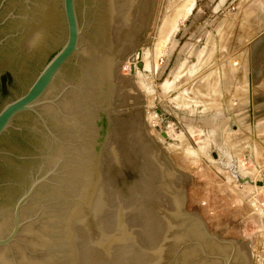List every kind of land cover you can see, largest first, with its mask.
I'll return each instance as SVG.
<instances>
[{
  "label": "water",
  "instance_id": "obj_1",
  "mask_svg": "<svg viewBox=\"0 0 264 264\" xmlns=\"http://www.w3.org/2000/svg\"><path fill=\"white\" fill-rule=\"evenodd\" d=\"M153 4L0 0V264H252L246 241L185 209L183 179L144 124L129 180L104 179L116 70Z\"/></svg>",
  "mask_w": 264,
  "mask_h": 264
},
{
  "label": "rangeland",
  "instance_id": "obj_2",
  "mask_svg": "<svg viewBox=\"0 0 264 264\" xmlns=\"http://www.w3.org/2000/svg\"><path fill=\"white\" fill-rule=\"evenodd\" d=\"M184 1L154 0V14L163 5L159 44L145 32L117 67L126 78L116 80L104 179L129 180L140 163L134 130L144 124L183 179L185 209L199 211L210 233L246 241L252 264H262L264 188L232 169L264 182V0H194L186 17L177 13ZM138 50L143 58L129 59Z\"/></svg>",
  "mask_w": 264,
  "mask_h": 264
},
{
  "label": "bare ground",
  "instance_id": "obj_3",
  "mask_svg": "<svg viewBox=\"0 0 264 264\" xmlns=\"http://www.w3.org/2000/svg\"><path fill=\"white\" fill-rule=\"evenodd\" d=\"M165 1H169V2H171L172 0H165ZM156 2V1H155ZM160 2H161V0H160ZM179 2V1H178ZM158 3V2H157ZM176 3V2H175ZM193 3H194V0H186V1H184V2H182V3H179L180 4V6H177L178 7V11L181 9V14L182 15H184L185 17L189 14V12L191 11V8L193 7ZM160 4V3H159ZM174 4V3H173ZM171 5V4H170ZM170 5H169V7H170ZM154 6H155V4H154ZM153 6V7H154ZM157 7V8H156ZM155 7V9L157 10H155L156 12H155V14L152 12V21L150 20V23H149V27L147 28V30H146V34H145V40L147 41V44H149L151 47H152V45L154 46V44H155V46L157 47V45L159 44V41L160 40H158V36L159 35H157V29H159L158 27H159V20L161 19V17H162V8H163V5L162 4H160V6H156ZM165 7V6H164ZM177 7H174V8H176V9H172L173 10V12H174V10H177ZM180 8V9H179ZM168 9V8H167ZM161 10V11H160ZM172 10H171V12L170 13H172ZM153 11V10H152ZM166 11V10H165ZM178 14H180V11L179 12H177ZM169 14V13H168ZM167 14V15H168ZM173 15H174V13H172ZM176 14V13H175ZM177 14V15H178ZM167 15H165L166 17L164 18V21H165V19H167V17H168V19L169 18H171V17H169L170 16V14L167 16ZM175 16V15H174ZM164 17V16H163ZM181 17V16H180ZM178 18V17H177ZM173 19H175L176 20V17H173ZM170 20V19H169ZM175 20H170V21H172V24H174L173 23V21H175ZM178 20V19H177ZM163 21V23H165ZM167 22H166V25H168L167 23H168V20H166ZM161 24V23H160ZM171 23H169V25H170ZM176 24V23H175ZM174 24V25H175ZM163 25V24H162ZM166 25H164V27L166 26ZM173 25V26H174ZM161 27V26H160ZM177 29V28H176ZM165 31H166V29H164ZM168 33V32H167ZM166 35V34H165ZM160 36H161V34H160ZM162 37H164V36H162ZM163 42V41H162ZM150 48V47H149ZM148 48V49H149ZM153 48V47H152ZM155 48V47H154ZM148 49H146V51H148ZM140 50V49H139ZM138 50V51H139ZM150 50V49H149ZM135 51V53H133V54H131L130 55V58L132 57V59L133 58H136L137 56L138 57H142L143 58V56L144 55H142L143 53H142V50L141 51ZM149 52V51H148ZM150 53V52H149ZM149 53H147V54H149ZM144 54H146V53H144ZM149 57H150V54H149ZM129 58V59H130ZM128 59V58H127ZM128 59V60H129ZM120 65V64H119ZM132 65V64H131ZM148 65V64H147ZM125 76H116V80H118L119 82H124L125 81ZM145 90V89H144ZM148 91V90H147ZM149 121V120H148ZM157 123V122H156ZM155 123V124H156ZM153 124H154V122H153ZM169 139V138H168ZM167 139V140H168ZM168 142V141H167ZM242 174V173H241ZM254 178V177H253ZM255 187V186H254ZM258 187H262L263 188V186H258Z\"/></svg>",
  "mask_w": 264,
  "mask_h": 264
},
{
  "label": "built area",
  "instance_id": "obj_4",
  "mask_svg": "<svg viewBox=\"0 0 264 264\" xmlns=\"http://www.w3.org/2000/svg\"><path fill=\"white\" fill-rule=\"evenodd\" d=\"M262 264H264V260H263Z\"/></svg>",
  "mask_w": 264,
  "mask_h": 264
},
{
  "label": "flooded vegetation",
  "instance_id": "obj_5",
  "mask_svg": "<svg viewBox=\"0 0 264 264\" xmlns=\"http://www.w3.org/2000/svg\"><path fill=\"white\" fill-rule=\"evenodd\" d=\"M53 55H54V54H53ZM53 55H52V56H53ZM52 56H51V57H52ZM51 57H50V58H51Z\"/></svg>",
  "mask_w": 264,
  "mask_h": 264
}]
</instances>
